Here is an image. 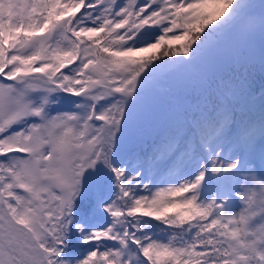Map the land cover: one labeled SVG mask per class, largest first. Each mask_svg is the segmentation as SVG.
Returning a JSON list of instances; mask_svg holds the SVG:
<instances>
[{
    "label": "snow or ice",
    "instance_id": "snow-or-ice-1",
    "mask_svg": "<svg viewBox=\"0 0 264 264\" xmlns=\"http://www.w3.org/2000/svg\"><path fill=\"white\" fill-rule=\"evenodd\" d=\"M249 7L0 0V264H264V109L242 91L202 79L145 161L124 153L162 72L264 38Z\"/></svg>",
    "mask_w": 264,
    "mask_h": 264
},
{
    "label": "trees",
    "instance_id": "trees-1",
    "mask_svg": "<svg viewBox=\"0 0 264 264\" xmlns=\"http://www.w3.org/2000/svg\"><path fill=\"white\" fill-rule=\"evenodd\" d=\"M244 3L247 5L252 4V0H244ZM228 52H231V49H228ZM236 54L237 53L231 54L229 56L230 58H225V63L219 65L215 76L211 77V79L208 78L209 81L207 82V85H210L212 88H216L221 85L234 86L238 90L242 91L247 97L244 110L245 118L258 120L262 109H264V49L260 53L259 57L251 55L250 57H246L244 53ZM159 82L163 83L165 87L168 86L165 75L159 76ZM203 87L204 85H199V87L194 91H188L187 87H181L172 92L179 99L178 104H176L177 109L179 110H173V116L177 113H181V110L186 111L196 102L198 98L202 97ZM180 90H184V93L179 92ZM240 116L241 113L237 112V119H239ZM171 119L172 118L167 121L162 120L160 125L162 124L163 126L153 123V128L150 132H147L146 135L135 133L131 137L133 141L132 143H127L129 147L124 149V153L127 155L133 166L138 162L146 160V157L151 152L154 139ZM86 247V245H82L78 241L73 240L71 255H80L82 249Z\"/></svg>",
    "mask_w": 264,
    "mask_h": 264
},
{
    "label": "rangeland",
    "instance_id": "rangeland-1",
    "mask_svg": "<svg viewBox=\"0 0 264 264\" xmlns=\"http://www.w3.org/2000/svg\"><path fill=\"white\" fill-rule=\"evenodd\" d=\"M249 6L250 7L248 8V11L257 18L262 12H264V0H252V4H249ZM228 49H231V52H228ZM263 49L264 38L261 37L258 31L254 35L244 40H225L221 44L217 54L212 57L210 61L189 69L192 70V82L187 86V90L194 91L199 87V85L202 86V79L206 80L207 83L209 81L208 78L211 79V77L215 76L219 65L224 64L226 61L225 58L229 57L231 54L244 53L246 57H250V55L257 57L260 55ZM165 73L166 71L162 72L159 76H164ZM159 76L149 87L146 106L138 109L136 115L134 116L132 130L125 140L124 149H127V147H129L127 145L128 142L132 143L133 139H131V137L135 133L146 135V133L150 132L153 128V123L160 125V122L162 120L167 121L168 119L173 117V110H179L176 106L179 99L175 94L167 93L164 84L159 82ZM183 91L180 90L179 92L184 93ZM74 99L77 98L74 97ZM184 112L185 110H181V113ZM160 126L163 125L161 124ZM258 148L259 142L257 144V150ZM258 167L259 165L257 162V168Z\"/></svg>",
    "mask_w": 264,
    "mask_h": 264
},
{
    "label": "water",
    "instance_id": "water-1",
    "mask_svg": "<svg viewBox=\"0 0 264 264\" xmlns=\"http://www.w3.org/2000/svg\"><path fill=\"white\" fill-rule=\"evenodd\" d=\"M167 77L170 82V87L176 89L177 86L188 85L189 81V70L182 71H167Z\"/></svg>",
    "mask_w": 264,
    "mask_h": 264
}]
</instances>
